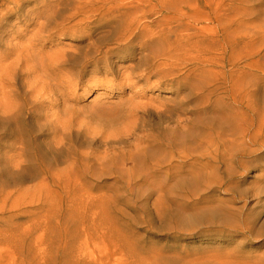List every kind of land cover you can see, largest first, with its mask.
Masks as SVG:
<instances>
[{
    "label": "bare ground",
    "instance_id": "obj_1",
    "mask_svg": "<svg viewBox=\"0 0 264 264\" xmlns=\"http://www.w3.org/2000/svg\"><path fill=\"white\" fill-rule=\"evenodd\" d=\"M19 1L0 0L2 203L10 198L4 188L13 181L70 189L127 172L133 187H186L188 196L197 194L195 209L181 213V221H217L221 235L254 239L250 213L244 216L237 208L235 217L206 196L216 187L233 199L242 195L234 178L255 167L264 153V92L238 95L226 72L219 81H208L204 46L194 40L209 29L195 25L204 7L197 9L192 0H37L23 9ZM220 8L219 2L212 12L217 21ZM13 14L16 21L10 23ZM43 15L29 39L13 42L23 35L16 22L27 26ZM1 33L9 36L6 41ZM58 33L88 42L46 55L42 39L52 41ZM220 49L215 41L213 66L224 60ZM248 66L264 75L256 61ZM84 83L118 88L128 97L121 105L93 100L79 106L87 91L78 94L77 87ZM161 89L176 99H134ZM120 113L127 122L118 126Z\"/></svg>",
    "mask_w": 264,
    "mask_h": 264
},
{
    "label": "rangeland",
    "instance_id": "obj_2",
    "mask_svg": "<svg viewBox=\"0 0 264 264\" xmlns=\"http://www.w3.org/2000/svg\"><path fill=\"white\" fill-rule=\"evenodd\" d=\"M36 1L23 0L19 4L29 9ZM219 2L217 21L212 12ZM192 5L204 7L195 25L209 28L194 38L205 49L208 81L217 82L220 73L226 72L236 82L238 95L247 90L262 94L264 75L248 63L256 61L264 69V0H192ZM16 15H11L8 22L14 23ZM209 15L211 18L206 20ZM44 18L33 17L27 26L16 22L17 31L23 35L13 42L29 39ZM1 34L6 41L9 36ZM52 38L42 39L46 55L74 51L88 42L60 33ZM215 41L224 60L213 66L210 59ZM43 42L39 40L37 46ZM258 49L260 52L255 54ZM77 88L78 94L87 91L78 98L79 106L93 100L121 105L128 97L127 93L121 96L118 88H86L85 83ZM129 90L126 87L124 92ZM149 97L170 102L176 99L174 92L162 89L148 90L147 97L134 99L148 101ZM126 122L124 113L118 114L116 125ZM132 141L135 139L128 140ZM255 163L233 180L241 189L239 198L233 199L232 193L219 187L206 196L214 205L226 206L235 217L237 208L244 216L250 213L254 239L242 233L221 235L217 221H181V213L195 209L197 194L188 196L186 187H133L127 172H111L70 189L47 188L38 180L10 182L4 188V194L11 192L10 198L4 204L0 199V264H243L248 258L251 264H264V153Z\"/></svg>",
    "mask_w": 264,
    "mask_h": 264
}]
</instances>
